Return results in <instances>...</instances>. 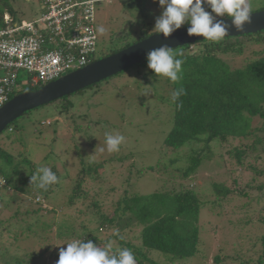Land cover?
I'll list each match as a JSON object with an SVG mask.
<instances>
[{
    "label": "trees",
    "instance_id": "obj_1",
    "mask_svg": "<svg viewBox=\"0 0 264 264\" xmlns=\"http://www.w3.org/2000/svg\"><path fill=\"white\" fill-rule=\"evenodd\" d=\"M15 1L0 0V26L5 25L6 13L14 17L12 4ZM134 1L137 3V0ZM151 24L153 23L144 21L138 39L132 36L130 26L126 27L125 32L117 37V40L120 38L115 43L118 45H115L117 48L105 57L155 35L149 31L152 29ZM187 26L189 25H183L181 28ZM263 34L264 31L230 37L218 43L204 41L172 50L176 58L184 61L182 78L177 82L155 75L146 66L148 64L145 65L147 60L132 67H140L138 68L140 70L147 68L153 73H150L151 78L161 77V80L166 81V83L161 81L163 85L171 83L168 101L174 110L173 128L163 142L161 157L155 165L138 169L131 166L128 170L129 175H137L136 181L150 171L149 176L159 184L162 183V186L153 193L142 194L130 191V181L125 180L123 194L110 213H104L101 204L95 199L93 204L86 206L90 195L84 184L92 173H100L99 167L103 169L109 164L108 162L112 163L115 159L96 163L80 157L83 180L71 181L70 176H63L57 170H53L58 177V183L44 192L35 184L31 185L30 175L35 173L38 167L56 161L51 156L53 153L49 152L43 161L37 162L27 150L15 153L9 151L5 143L0 144V178H2L0 184H3L0 185V211L9 213L7 221H0V227H3L0 228V262L57 264L60 248H66V244L74 240L90 239L101 248H106L110 244V254H117L124 248L131 250L137 264L152 263L151 256L154 255L172 264H180L189 259H192L194 264H199L197 261L200 254L199 246L202 244L204 230L209 229L213 233L211 239L215 237L214 234L219 237L221 232H227L228 236L233 233L232 228L219 230L218 223L225 216L222 213L216 215L215 210L224 211V204L232 206L234 199H247L248 203L240 208L241 211H245V218L238 228L245 229L248 225L260 228L261 236L257 237L255 244L256 247L260 243L262 248L259 251V259L251 261L238 251L234 256L229 250L225 253L226 247H223L211 264H264V199L262 198L264 182L256 190L261 196L255 201L262 206L257 210L259 217L255 221L250 220V209L253 208L255 198L246 190H231L229 186L221 185L212 178L208 187L203 186L206 192L201 191V186H191L199 180L202 170H211L214 164L227 174L230 172L237 174L238 178L234 179L236 183L239 177L246 173L254 176V182L264 179V163L261 162L264 159V57L249 60L240 69H232L224 59L226 54L240 53L239 49L246 42H241L239 39H247L252 46H257L260 41L264 42ZM42 87L39 85L29 91H36ZM181 87L185 89L186 94L174 103L171 100V93ZM68 99L69 97H64L51 104H55V110L59 111L61 116L68 118L71 123L74 118L80 117L71 115L74 106L68 103ZM177 104L180 107H177ZM258 120L261 123L254 126L255 121ZM43 123L45 124L42 126L57 124V122ZM70 123L68 122L69 125ZM18 130L19 127L14 123L6 129L9 134H15ZM237 140L241 141L243 146L235 148L232 146V150L228 152L230 160H226L223 155L225 145L233 144ZM256 146L261 147V150L255 151ZM255 152L258 153L257 156H253ZM128 158H121L119 162L124 163ZM231 164L234 165V169L228 172V165ZM53 167L56 168V165ZM91 179L95 181L97 177ZM6 189L10 192H6ZM111 190L114 191L115 188ZM26 193L28 195L24 196ZM208 193L217 199L208 200L210 197ZM23 204L28 205L25 213H22L21 209ZM257 211L252 214H256ZM205 212L207 220L212 217L210 213H215V219L210 220L206 227L201 225V218ZM42 216H52V219L48 220V217L44 219ZM214 222H216L215 226L208 228ZM115 228L117 233L113 231ZM6 233L12 237L11 245L3 243ZM33 234L41 237L42 242L47 244L45 246L39 244L32 250L22 249V245L18 243L27 239L24 235ZM203 241L206 243L207 240L203 238ZM224 243L232 248L236 246L234 242ZM38 247L43 251L38 253L35 250Z\"/></svg>",
    "mask_w": 264,
    "mask_h": 264
},
{
    "label": "rangeland",
    "instance_id": "obj_2",
    "mask_svg": "<svg viewBox=\"0 0 264 264\" xmlns=\"http://www.w3.org/2000/svg\"><path fill=\"white\" fill-rule=\"evenodd\" d=\"M96 1H98L95 12L96 31L99 38L98 53H100L96 60H100L106 55L111 54L112 50L117 48L115 46L117 44L115 43L120 39L117 40V37L123 34L126 27L129 28L128 26H130V32H133L131 33L132 36L137 39L140 38L142 33L144 21L153 23L151 24L152 29H149L150 33H158L154 29V26L156 18L162 13V8L156 0H137V3L134 0ZM251 3V13L264 10V0H251ZM12 5L15 23L32 22L41 17L43 12V6L39 0H16ZM7 15L10 14L6 13L5 16ZM216 19L219 20L221 18L216 17ZM1 28L2 26H0ZM100 28H103L102 32L99 30ZM239 40L244 43L246 42L239 49L240 53H230L224 56V59L232 69L243 68L249 60L264 57V42L260 41L257 46H252V43L247 39L241 38ZM252 40L253 38L250 39V41ZM255 53L257 54L255 55ZM138 68H130L117 76L94 85L92 88L90 87L81 93L69 96L68 103L74 106L71 115L80 117L74 118L71 123L68 118L61 116L59 111L55 110V104H50L28 112L27 115L16 120L14 125L19 127L18 132L9 134L5 130L0 135V144L3 145L5 143L6 148L15 153L27 150L37 162L43 161L49 155L48 153L52 152L53 155L51 156L58 163L51 161L46 166L50 167L52 171L57 170L63 176H70L69 179L71 181H81L84 178L83 174H81L83 166L80 157L96 161V163L103 160L115 159L112 163L108 162L109 164H106L105 168L99 167L98 171L100 173H92L89 176L91 178L97 177L95 181L88 177L89 181L87 180L84 184V188L89 191L90 195L86 201V206L93 204L95 199V201L101 204V210L104 213H110L114 204L118 202L125 189V180L127 179L131 184V187H129L130 191L142 194L153 193L158 190V187L162 186V183L159 184L155 179L150 177V171L136 181L137 175H129L128 170L131 166H135L136 169L141 167L148 168L155 165L158 162V158L161 157V147L165 138L172 130L174 121V110L168 101L171 83L163 85L161 77H159L160 79L154 78V80L151 78L150 73L153 74L151 71L147 70V68L142 70ZM28 81L29 76L27 72L21 71L18 73V84L23 85L24 88L22 90L20 86L22 91L15 94L12 99L24 91L26 92L37 87H30L27 83ZM163 82L166 83V81ZM82 117L86 119L84 120ZM43 122H57V124L42 126L45 124ZM259 122V120L255 121L254 126L261 123ZM55 132L58 133L56 134ZM105 132L120 133L125 137V141L121 145L119 152H107ZM20 143L22 146H19ZM232 146L233 148L241 147L243 144L239 140L233 144H226L223 149V155L226 160H230L228 152L232 150ZM101 149L104 150L101 151ZM255 149L258 152L261 150V147L256 146ZM257 152L253 153V156H257ZM124 157H127L128 160L124 163L119 162V159ZM261 162L264 163V159ZM54 165H56V168L53 167ZM213 167L211 170H202L199 180L192 183L191 186H201V191L206 192L203 190V186L208 187L209 180L212 178L221 185L225 184L229 186L231 190H246L255 198L253 208L250 209V220H257L259 217L257 210L262 205L257 204L255 201L258 196H261V193L259 194L256 190L264 182V179H258V181L254 182V176L251 173H246L242 177H239L240 179L236 183L234 179L238 178L237 174H231V172L227 174L225 171L220 170L216 164ZM233 169L234 165H228V172ZM1 181L2 178H0ZM0 185L3 186L2 183ZM112 188H115V190L112 191ZM208 194L210 196L208 200L214 201L217 199L214 195ZM27 195V193L24 194V196ZM262 198L264 199V196ZM247 203V199H234L232 206L224 204V211L220 209L215 210L216 215L222 213L225 216L222 218L223 222L220 221L218 223L219 230L232 228L231 232L233 233L228 236L227 232H218L219 237L214 234L215 237L213 236V239H211L213 233L209 229L204 230V232L202 231V244L199 246L200 254L197 260L199 264L213 263L214 257L223 247H226L225 253L229 250L230 254L233 253L236 256V251H238L251 261L259 259V251L262 248L260 243L256 247L255 244L257 237L261 236L259 233L260 228L258 229L255 225H248L245 229L238 228L240 227L239 224L241 225V221L245 218V211H241L240 208ZM21 209L22 213H25L28 205L23 204ZM33 209L36 208L33 207ZM254 211H257V213L252 214ZM206 214V212L203 213L201 218V225L205 227L210 220L215 219L213 212L210 213L212 215L210 220L205 218ZM8 215L9 213L0 211V221H7ZM47 217L44 216L43 218L46 219ZM50 219H52V216L48 217V220ZM215 223L208 226V228H213ZM0 228L3 229L2 226ZM113 231L117 233L116 228ZM4 236L3 243L11 245L12 237L7 233ZM24 237L27 239L22 243H18L22 245V249L32 250L33 247H37L39 244L42 246L47 244L46 242H42V238L35 234L31 236L24 235ZM203 238L207 240L206 243L203 241ZM224 242H228L229 244L234 242L236 246L232 248V246H227ZM35 250L38 253L43 251V249L40 251L39 247L38 249L35 248ZM45 255L47 256L48 254L46 253ZM151 259L153 262L148 264H172L157 255L151 256ZM0 264H5V262L2 261ZM180 264L194 263L192 259H189Z\"/></svg>",
    "mask_w": 264,
    "mask_h": 264
},
{
    "label": "built area",
    "instance_id": "obj_3",
    "mask_svg": "<svg viewBox=\"0 0 264 264\" xmlns=\"http://www.w3.org/2000/svg\"><path fill=\"white\" fill-rule=\"evenodd\" d=\"M41 17L15 23L4 17L0 29V109L21 92L18 73L30 87L45 86L95 61L99 38L96 0H39ZM22 87V90L20 89Z\"/></svg>",
    "mask_w": 264,
    "mask_h": 264
},
{
    "label": "clouds",
    "instance_id": "obj_4",
    "mask_svg": "<svg viewBox=\"0 0 264 264\" xmlns=\"http://www.w3.org/2000/svg\"><path fill=\"white\" fill-rule=\"evenodd\" d=\"M162 13L156 18L154 29L164 38L170 37L183 25L188 36H203L204 40L220 42L229 35L230 27L243 31L251 24V0H156ZM216 17L221 19L217 20ZM229 20L231 23H228ZM101 32L103 28L99 29ZM183 59L176 58L167 45L150 51L147 55L148 68L155 75L177 82L182 78ZM183 87L173 90L171 100L175 103L185 95ZM177 107H180L177 104ZM105 144L108 153L120 151L125 137L120 133L105 132ZM104 149H101L103 151ZM5 182V181H4ZM30 183L47 192L58 183L57 175L50 167H38L30 175ZM60 248L57 264H137L133 252L127 248L117 254H110L111 245L101 248L92 240H74Z\"/></svg>",
    "mask_w": 264,
    "mask_h": 264
},
{
    "label": "water",
    "instance_id": "obj_5",
    "mask_svg": "<svg viewBox=\"0 0 264 264\" xmlns=\"http://www.w3.org/2000/svg\"><path fill=\"white\" fill-rule=\"evenodd\" d=\"M228 23L231 21L229 20ZM188 27L178 29L168 38H164L162 34L152 35L116 54L94 61L80 70L65 75L39 90L18 94L0 109V135L26 113L69 97L143 63L147 60L148 53L154 49L167 45L172 51L207 41L203 36H188ZM263 31L264 10L251 13V24H246L243 31L230 27L229 35L225 38L241 37Z\"/></svg>",
    "mask_w": 264,
    "mask_h": 264
}]
</instances>
